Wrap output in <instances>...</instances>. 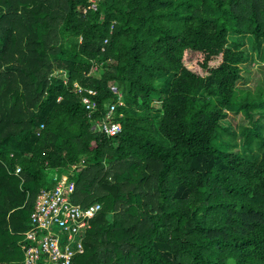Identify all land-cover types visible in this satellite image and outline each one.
<instances>
[{"label": "trees", "instance_id": "16d2710c", "mask_svg": "<svg viewBox=\"0 0 264 264\" xmlns=\"http://www.w3.org/2000/svg\"><path fill=\"white\" fill-rule=\"evenodd\" d=\"M229 34L264 43V0H0V264L55 170L100 205L72 264H264V92Z\"/></svg>", "mask_w": 264, "mask_h": 264}, {"label": "built area", "instance_id": "2783aa9c", "mask_svg": "<svg viewBox=\"0 0 264 264\" xmlns=\"http://www.w3.org/2000/svg\"><path fill=\"white\" fill-rule=\"evenodd\" d=\"M72 87L75 93L94 95V90L82 88L76 82H72ZM80 100L89 116L95 109V102L86 95H81ZM121 102L117 95V99L107 105L103 116L93 120L91 131L107 136L118 133L119 122L112 120L111 114L115 104L120 105ZM75 167L73 164L69 170ZM18 172L17 166L13 173ZM50 178L52 184L37 192L28 215V228L21 233L18 242L22 252L21 264H72V258L83 252L84 235L100 209L97 202L82 206L71 200L74 182L66 173L55 170Z\"/></svg>", "mask_w": 264, "mask_h": 264}, {"label": "rangeland", "instance_id": "374dc122", "mask_svg": "<svg viewBox=\"0 0 264 264\" xmlns=\"http://www.w3.org/2000/svg\"><path fill=\"white\" fill-rule=\"evenodd\" d=\"M227 46L242 50L244 53V61L240 64L241 77L236 82L237 88L241 89L239 94L242 97L248 94L250 97L256 93L262 94L264 92V43L256 42L250 36L229 34ZM192 60L187 65L196 69ZM257 117L258 114L254 112L252 120ZM220 122L223 126L235 131L241 126H249L250 123L242 112L236 111H226Z\"/></svg>", "mask_w": 264, "mask_h": 264}]
</instances>
